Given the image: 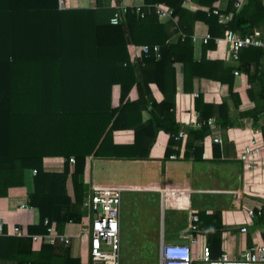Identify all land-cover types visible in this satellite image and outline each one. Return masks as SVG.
<instances>
[{
	"label": "trees",
	"instance_id": "trees-1",
	"mask_svg": "<svg viewBox=\"0 0 264 264\" xmlns=\"http://www.w3.org/2000/svg\"><path fill=\"white\" fill-rule=\"evenodd\" d=\"M58 2L0 0V198L6 197L8 189L22 187L25 171L34 172L32 191L26 200L33 213L32 222L25 228L27 237L6 236L4 228L0 235V264H80L69 257L66 248L42 243L32 251L30 237L45 234L44 221L54 223L58 233L65 223L79 221L86 157L145 159L161 131L168 135L163 154L167 159L177 155L172 147L180 144L175 137L183 131L182 158L199 161L204 137L233 125L224 102L206 104L200 94L193 98V110L204 124L194 129L180 128L174 122V64L181 66L185 93L192 92L194 78L215 81L227 85L236 108L240 102L231 92L233 72L245 74L250 86L258 82L264 87L263 48L242 49L232 66L204 57L225 31L245 36L257 30L264 39V0H244L237 11L228 2L220 13L230 14V19L223 24L211 12L216 7L215 0H143L144 6L139 9L142 17L127 8L118 25L109 24L116 8L107 10L99 0H95L93 9L58 10ZM156 4L169 8L176 19L171 32V23L150 8ZM197 22L205 25L209 36L199 60L193 59L191 46ZM174 33L178 34L176 42L168 43ZM127 45H158L159 50L157 57L151 51L132 64ZM149 84L160 92L159 103L151 99ZM113 85L119 87L116 108L110 107ZM134 85L139 98L134 103L127 102L126 95ZM247 95L252 98L250 90ZM147 103L150 110L146 124L140 126V112L145 111ZM262 111L264 105H254L251 111L239 112L238 116L255 119ZM210 117L214 118L211 128L205 125ZM124 130L134 131L132 144H113L112 132ZM260 132L264 144V126ZM45 157H61L62 171L45 172ZM69 158L74 161L71 168ZM68 177L72 199L65 190ZM203 220L210 258L215 259L221 254L224 228L217 212ZM257 222L264 226L263 216ZM261 240L264 245V232Z\"/></svg>",
	"mask_w": 264,
	"mask_h": 264
},
{
	"label": "crops",
	"instance_id": "crops-1",
	"mask_svg": "<svg viewBox=\"0 0 264 264\" xmlns=\"http://www.w3.org/2000/svg\"><path fill=\"white\" fill-rule=\"evenodd\" d=\"M99 1L103 8L110 11H114L118 6L128 9H140L144 6L143 0ZM227 3L226 0H220L216 4L219 12L225 10ZM94 7L95 0L58 2V10ZM173 29L171 23L170 32ZM205 33L204 24L199 22L194 24L191 46L195 60H199L202 55L201 37ZM177 38L178 34L174 33L167 42L175 43ZM139 46L141 45H127L128 59L132 64L138 62L134 54ZM228 56V50L222 42L215 45L212 50L204 52L206 60L220 61L232 66ZM261 65L264 69V60ZM173 68L174 122L180 128L196 129L202 124L193 110V98L197 94L202 96L206 104L219 105L224 102L227 105V116L233 125L224 131L217 130L204 137L199 161L182 158L185 138L177 139L180 144L172 147L177 155H170L165 159L163 154L168 135L161 131L156 134L145 159L92 156L85 158L82 172L83 199L93 187L117 188L121 191L117 223L121 264H147L151 254L153 256L155 254L156 260V252L161 243L188 245L192 258H195L200 244L206 243L203 218L210 217L216 212L219 213L220 224L224 228L220 237V250L228 259L236 258L240 252L254 244H263L261 234L264 232V226L257 222V218L260 216L264 218V144L260 132V127L264 126V111L255 119L251 116L240 118L238 114L251 111L254 105L257 107L264 105V87L258 82L250 86L245 74L232 73L231 92L237 95L240 102L236 108L228 96L227 85L215 81L194 78L192 92L185 93L182 90L181 66L174 64ZM147 88L151 99L159 103L162 96L155 85L149 84ZM249 90L252 100L247 95ZM138 98L139 92L134 85L128 91L125 101L134 103ZM143 98L146 99V96ZM118 99L119 87L113 85L110 90L111 108L119 106ZM149 110L150 105L147 103L145 111L140 112L142 121L140 126L146 124ZM210 118L214 120L213 117ZM133 132V130L112 132V143L132 144ZM213 137L219 138L220 144L214 143ZM250 144L256 147L254 155L243 162L238 155L243 146ZM63 163L61 157H45L42 159V168L45 172L60 173ZM72 165L68 162L69 168ZM32 175L33 171H25L22 187L10 188L6 197L0 198L1 235L4 228L5 232L11 226H22L25 229L32 222V210L18 208L22 204H27V195L32 191ZM65 190L72 199L69 177L65 182ZM248 210L252 212L251 216H247ZM192 216H195V221L191 220ZM78 223L79 221L65 223L60 234L70 236L71 241L66 247L60 245L54 247L66 248L70 258L78 259L80 264H85L88 241L86 238L83 240L76 236L80 230ZM240 228H244L245 231L241 232ZM42 243L41 239L31 241L30 249L37 251ZM191 264L202 263L192 261Z\"/></svg>",
	"mask_w": 264,
	"mask_h": 264
},
{
	"label": "built area",
	"instance_id": "built-area-1",
	"mask_svg": "<svg viewBox=\"0 0 264 264\" xmlns=\"http://www.w3.org/2000/svg\"><path fill=\"white\" fill-rule=\"evenodd\" d=\"M190 2L191 0H184ZM216 4L220 0H215ZM232 2L233 10L237 11L243 4L244 0H226ZM153 13L160 18L171 21L172 27H175L176 19L172 17L171 10L166 6L156 4L150 7ZM134 10V13L142 17L139 8H130ZM218 6L212 8V14L216 15L219 23H225L230 19V14H222L218 10ZM127 8L118 6L109 19L110 25H118L121 17L126 13ZM209 36L205 33L201 37V43L205 44ZM222 42L229 53V61L234 64L237 62L239 52L247 47H257L264 49V39L260 36V32L254 30L251 35L240 36L237 33L231 31H225L222 38L215 39V45ZM159 50L158 45H141L137 47V52L134 56L138 61H141L143 57H146L149 52H153L157 57ZM235 75L236 72H233ZM204 124V123H202ZM201 124V125H202ZM214 120L208 118L205 121V125L212 127ZM185 133L179 131L175 139H184ZM214 143L220 144V140L217 137H213ZM256 147H252L251 144L243 146L239 153V159L241 161H248L250 156L254 155ZM68 162L73 164V158H69ZM34 173V172H33ZM121 191L117 188H91L86 198L82 200L80 210L81 217L79 220L80 230L77 232V237L84 236L87 241V261L85 264H120V250H119V236H118V213L120 204ZM22 210L31 211L32 208L27 204H22L18 207ZM247 216H251L252 212L247 211ZM195 216L191 217L192 221H195ZM45 234L43 236H31L32 242L41 239L44 244L50 246H63L66 247L71 241V237L65 234H60L56 231L55 224H47ZM241 232H244V228H240ZM1 235V224H0ZM6 236L11 237H27L26 230L22 226H11L7 228L5 232ZM157 264H191L192 261H198L202 264H264V245L254 244L248 249L240 252V254L234 259H228L224 253H221L219 257L210 258L209 249L205 242H202L198 248L197 256L192 258L191 250L188 245L184 244H163L159 245V250L156 252ZM195 259V260H194Z\"/></svg>",
	"mask_w": 264,
	"mask_h": 264
},
{
	"label": "rangeland",
	"instance_id": "rangeland-1",
	"mask_svg": "<svg viewBox=\"0 0 264 264\" xmlns=\"http://www.w3.org/2000/svg\"><path fill=\"white\" fill-rule=\"evenodd\" d=\"M224 234V233H223ZM81 239L85 240L84 236H81ZM149 261H147V264H157V259L155 260V254L154 256L151 254L150 258L148 257ZM121 256H120V264H121Z\"/></svg>",
	"mask_w": 264,
	"mask_h": 264
}]
</instances>
